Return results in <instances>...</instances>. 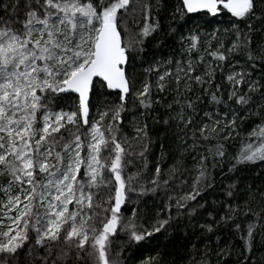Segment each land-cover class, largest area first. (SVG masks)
Here are the masks:
<instances>
[{"label":"snow or ice","instance_id":"snow-or-ice-1","mask_svg":"<svg viewBox=\"0 0 264 264\" xmlns=\"http://www.w3.org/2000/svg\"><path fill=\"white\" fill-rule=\"evenodd\" d=\"M137 3L0 2V264H64L68 257L121 264L124 246L193 220L205 235L233 232L245 255L257 237L264 245V207H252L264 201V190L253 191L240 175L264 162V124L248 133L256 143L230 161L229 183L217 186L210 171H223L242 122L264 111V71H249L264 69V0H179L171 22L153 17L138 37L127 27ZM153 7L151 0L140 5L145 21ZM222 15L230 17L228 27L211 28ZM149 37L157 41L151 63L144 60ZM193 85L210 98L211 110L200 107ZM158 96L166 113L159 119ZM149 121L162 122L166 139L195 154L199 175L191 185L174 175L180 160L161 179L171 153L159 133L160 155L149 167L157 147ZM169 181L187 188L178 197L158 195ZM241 216L248 218L243 228ZM120 235L123 245H116ZM216 243L218 260L231 254L219 236ZM208 255L206 242L196 264H210Z\"/></svg>","mask_w":264,"mask_h":264},{"label":"trees","instance_id":"trees-1","mask_svg":"<svg viewBox=\"0 0 264 264\" xmlns=\"http://www.w3.org/2000/svg\"><path fill=\"white\" fill-rule=\"evenodd\" d=\"M162 0H159V4H157L156 0H151V3L153 4V10L151 11L149 18L147 21H145V15L142 11H140V5L144 3V0H138L137 3V10L132 13L129 17L127 27L130 29V32L134 33V36L138 37V34L142 31L143 25L147 23H152V18L159 20L161 25L167 24L171 22L170 16L167 20H165L164 17L160 15V9L157 12L156 8H159V5ZM2 2V0H0ZM179 2V0H178ZM157 41L153 40L151 37L147 38L144 43L145 47V55L144 60L149 63L150 58L152 57L149 53H151L155 49V44ZM257 68H259L261 71H264V69L261 68V66L258 64ZM202 105L204 104H211L210 98L205 95V97L201 100ZM162 101L161 104L154 105L156 112L154 115H157L158 119L160 116H164V108L162 107ZM212 105V104H211ZM253 122H257L258 125L264 124V115L259 117L258 119L255 118V115L249 116L247 119L244 120V124H251ZM150 126V135L152 136V139L154 142H157V133H160L163 130V124L162 122L153 123L152 121H149ZM127 128H125L126 131ZM248 142H252L253 144L256 143L255 138L249 137L246 140H241L238 137H234L229 143H228V152L229 157L227 160L224 161L223 164V171L227 170L230 161L232 158L242 149L245 147V145ZM168 151L170 152L169 145L166 146ZM158 156V142L157 147L153 148L151 151V154H148V163L149 167H151L153 158ZM170 157V155H166V158L162 163H166V160ZM255 167L258 168L257 171L252 172L251 169ZM134 170V169H133ZM222 173V172H221ZM220 173V174H221ZM226 173L223 175V173L216 179L215 184L217 186L221 184H227L226 180ZM242 178L249 184L252 185L253 191L257 190H264V162H257L255 165H250L245 168V170L242 172ZM162 179V178H161ZM165 192H168V194L173 195L175 197H178L176 193L172 191V189L168 190L167 186L163 189L158 190V195H163ZM107 195V194H105ZM242 203L243 201H239V203ZM135 203H139L141 207H143V204L139 201H136ZM149 203L151 204L152 201L150 200ZM253 209L256 211H259L260 207H264V201L254 202L252 204ZM241 227L243 228L248 220L247 217L241 216L240 218ZM175 229H170L167 236H159L157 235L154 240L148 243H141L140 245H132L131 247L124 246L123 252H122V259L121 264H131L133 262V259L139 255L141 252H149L150 256L152 255H158L155 259H153V264H157V261L167 259L169 257V253L167 250L171 249L170 243L172 240L169 239V236H171V232ZM196 235L201 232L200 229L197 228L195 231ZM174 237V235H172ZM206 236V235H205ZM216 236L220 237V244L221 245H231L232 251L231 254L228 256L223 257V259L217 258V256L214 254L215 250L218 248V245L216 243ZM159 240L161 241V246L159 248L158 243ZM114 243L116 245H123V237L122 235L118 236ZM207 243L209 245V255L208 260L210 264H245V261H247V264H264V245H261L259 243V237H257V244L253 248L252 253L250 256L245 255L242 248V242L241 240L231 231L227 229H222L215 235H209L208 234V240ZM201 245L197 246V249L200 248ZM156 248H159L157 250ZM115 251H121V248H116ZM179 260V259H178ZM176 262V261H175ZM179 261L176 262L178 264ZM64 264H79V262H75L74 258L68 257L65 259ZM194 264V263H193Z\"/></svg>","mask_w":264,"mask_h":264},{"label":"rangeland","instance_id":"rangeland-1","mask_svg":"<svg viewBox=\"0 0 264 264\" xmlns=\"http://www.w3.org/2000/svg\"><path fill=\"white\" fill-rule=\"evenodd\" d=\"M178 4H179L178 0H162L160 5H159L160 15L162 17H164L165 20H167L170 16H172L173 11L175 10V8ZM229 20H230L229 16L222 15L216 20V22L211 26V28H219L221 31H223L224 28L228 27ZM256 26H258V22H257ZM241 27H243V25H241ZM211 28H209L208 30L210 31ZM130 34L132 36H134L133 35L134 33L130 32ZM224 41H225V46L227 47L229 44V37L225 36ZM215 46H216L215 42H213V49L215 48ZM154 50H156V49H154ZM203 55L205 56L206 60L211 61L212 58L210 55H208L207 52L203 53ZM152 60H153V57L150 58L149 63H151ZM241 63H243V61H241ZM212 66L215 67V65H212ZM226 71H227V68H226ZM249 71H252L253 76H258L261 73V70L257 67L255 70L249 68ZM216 79H217V81H220V74L218 72L216 74ZM220 82L223 83V81H220ZM171 87L173 89H175V84H173ZM193 89L198 95H200L201 100L203 97H205V94L203 92H201L199 87H197L196 85H193ZM181 90H183V81H181ZM171 95H175V92L173 91L171 94H169L167 96V99H170ZM157 99H160L162 101V103H164L165 97L164 96H158ZM200 107H207L208 110L212 109V105L210 103L202 105V103L200 102ZM198 111H199V109H198ZM263 115H264V111H262L259 115H255V118L258 119L259 117H261ZM164 116H166V113H164ZM243 122H242L241 127H240V135L235 136V137H238L239 139L241 138V140H246L249 138L248 133L254 127H256L258 124H257V122H253L251 124H244ZM126 132L128 133L129 137L132 136V132L130 129L127 128ZM159 135H160L161 139H164L165 146L169 145V149H170V153H171L170 157L166 160V163L163 164L161 162V178L166 179L169 175L167 170L175 164L176 160H180V161H182V164L176 166L178 168V171L174 175L179 176L180 179L187 180V185H191L193 182V179L199 175L198 171L196 170V166H195L196 161L193 159L195 154L192 152H183L182 146L177 145L176 143H174L170 139H166L165 138L166 134L164 132V126H163V130L159 133ZM212 143H214V142L210 141L207 146L210 147L212 145ZM159 155H160V152H159V147H158V156L157 157H159ZM173 157L175 159H173ZM257 169L258 168L255 169V167H254L253 169H251V171L252 172L257 171ZM210 171H211V176L213 177L214 183L216 182V179L222 173H223V175L225 173H226V176L228 175L227 170L222 171L221 168H216L214 170L210 169ZM180 173H183V175H180ZM240 175L242 177V172L240 173ZM225 180L227 181L226 183L230 182L227 179H225ZM177 183H173V181H169V185L167 186V188H168V190L172 189V191L174 193H176L177 196H179V194L182 191L186 190L187 185L177 187ZM207 198L213 199L215 197L208 196ZM200 222L201 223L204 222L203 217L200 218ZM195 224H196V221L193 220L189 227H182L179 230L174 228L175 230L172 231L171 236H169V239L172 241L170 243L171 249L167 250V252L169 253L168 260L163 258V260H160V261H163L164 264H176L177 261H179L178 264H193V263L196 264V262L203 255L204 246L208 240V235L205 236V234H203L202 232H199L196 235L195 231L197 230V228L194 227ZM220 230H222V229H217L216 233H218ZM172 235H174V237ZM209 235H212V234H209ZM161 241L164 242V240H159V243H158L159 248L161 246L160 245ZM192 245H195V250H193ZM199 245H201V246H200V248L197 249V246H199ZM159 248H156V249L159 250ZM157 256L158 255H156V254L153 256L152 255L150 256L149 252H147V253L141 252V253H139V255H137L133 259V262L131 264H153L152 258L154 257V259H155Z\"/></svg>","mask_w":264,"mask_h":264}]
</instances>
